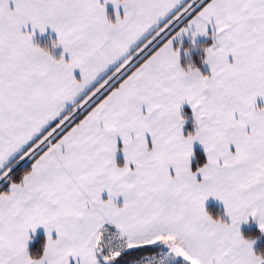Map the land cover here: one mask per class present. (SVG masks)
<instances>
[{"label": "snow or ice", "instance_id": "1", "mask_svg": "<svg viewBox=\"0 0 264 264\" xmlns=\"http://www.w3.org/2000/svg\"><path fill=\"white\" fill-rule=\"evenodd\" d=\"M261 237L264 0H0V264H264Z\"/></svg>", "mask_w": 264, "mask_h": 264}, {"label": "trees", "instance_id": "2", "mask_svg": "<svg viewBox=\"0 0 264 264\" xmlns=\"http://www.w3.org/2000/svg\"><path fill=\"white\" fill-rule=\"evenodd\" d=\"M54 40L51 39L50 37H47L43 40H38L37 43L39 44V46L41 47H48L49 50L52 52V54L55 56V57H59L60 55V51L59 49L55 48L53 49L52 48V42ZM211 44V40L208 39V38H205L203 40H197V48L193 49V51L191 52V59L196 62L197 64H199V56L201 55V52H200V48L202 47H205V46H208ZM183 46L185 48H188L190 47V44H189V41L187 39L184 40L183 42ZM188 59L189 57H185L183 55V49L181 50V60H182V63H187L188 62ZM203 70V69H202ZM242 232L243 234L247 237V236H255V235H258V231H257V228L256 226L254 225H248L246 226L245 228L242 229ZM257 249H264V237H261L260 240L258 241L257 245H256Z\"/></svg>", "mask_w": 264, "mask_h": 264}, {"label": "crops", "instance_id": "3", "mask_svg": "<svg viewBox=\"0 0 264 264\" xmlns=\"http://www.w3.org/2000/svg\"><path fill=\"white\" fill-rule=\"evenodd\" d=\"M107 11H108V14H109L110 18H112L114 20L115 19L114 10H113L111 5L107 6ZM121 15H122V9H121ZM47 37H50L53 40H56V38H57L56 34L49 29V30L46 31V33L44 35H40L39 33H37L36 37H35V42L37 43L38 40H43V39H45ZM203 39H205V38H203V37L202 38H198V40H203ZM57 49H59L60 54H61L62 49L61 48H57ZM258 103H259V101H258ZM250 225L256 226L254 223L250 224ZM245 227L246 226H242V229L245 228Z\"/></svg>", "mask_w": 264, "mask_h": 264}]
</instances>
